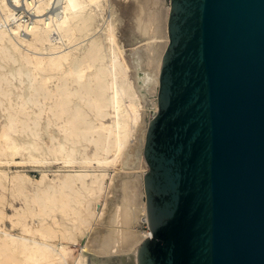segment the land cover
<instances>
[{
    "label": "bare ground",
    "instance_id": "bare-ground-1",
    "mask_svg": "<svg viewBox=\"0 0 264 264\" xmlns=\"http://www.w3.org/2000/svg\"><path fill=\"white\" fill-rule=\"evenodd\" d=\"M104 1L0 0V108L8 113L0 131V187H5L4 180L13 172L20 181L18 192L24 193L25 177L31 175L12 171L10 166L37 161L31 154L15 159L35 147V143L19 144L12 135L17 123L26 121L11 111L30 115L23 95L14 102L9 88L10 77L25 75L23 64L32 67L26 73L32 94L52 100L46 105L45 100L35 99L38 111L30 120L39 125L47 108L64 139L52 136L54 144L49 148L60 155L56 157L59 171L54 184L37 187L36 206L9 202L11 215L0 208V222L8 218L11 223V228L0 226V264H87V254L73 248L82 238L87 239L83 250L110 257L131 250L136 253L151 236L150 229L140 232L135 227L138 218L148 222L143 180L148 170L143 155L148 110L144 108L151 106L149 90L154 87L158 92L169 42L170 4H165L164 27L158 17L159 0L133 4L135 30L146 42L143 49L135 47L131 52L134 63L138 67L141 60L146 65L156 61L155 74L147 72L138 81L143 104L131 80L116 24L108 18L97 24ZM159 26L164 28L162 40ZM12 65L18 66L8 69ZM83 141L85 145L77 147ZM88 144L94 146L92 153L87 151ZM116 191L120 194L112 199ZM4 199L2 193L0 203Z\"/></svg>",
    "mask_w": 264,
    "mask_h": 264
},
{
    "label": "water",
    "instance_id": "water-1",
    "mask_svg": "<svg viewBox=\"0 0 264 264\" xmlns=\"http://www.w3.org/2000/svg\"><path fill=\"white\" fill-rule=\"evenodd\" d=\"M169 4L136 264H264V0Z\"/></svg>",
    "mask_w": 264,
    "mask_h": 264
},
{
    "label": "rangeland",
    "instance_id": "rangeland-1",
    "mask_svg": "<svg viewBox=\"0 0 264 264\" xmlns=\"http://www.w3.org/2000/svg\"><path fill=\"white\" fill-rule=\"evenodd\" d=\"M134 2V3H133ZM160 8L158 5V11H159V20L160 24L164 27V17L165 16V4L169 3V0H159L158 1ZM135 4V0H107L103 2V5L101 7V15L98 18L97 24H100L104 21V18L112 19L114 23L117 26L118 30V37L121 41V44L123 46V49L125 50V57L127 61L129 62L131 66L130 70V77L133 81L135 88L137 90V94L139 95L140 100L144 104V95L139 90V79L142 81L144 80L145 74L148 72L149 75L155 74L156 72V61L151 62V64L146 65L145 62L140 61V65L137 67L134 63V57L132 56L131 52L135 51L136 49H143V46L145 45V37L138 33L137 30H135V22L133 21L132 14L134 12L135 7H133ZM162 6V7H161ZM165 9V10H164ZM163 12V13H162ZM162 13V14H161ZM164 15V16H163ZM134 22V23H133ZM133 24V25H132ZM159 24V25H160ZM159 26V29H161ZM134 28V29H133ZM98 27V31H99ZM157 30V33L159 34V37L163 35L162 30ZM159 31V32H158ZM162 32V33H161ZM102 33V30L100 31ZM140 34L142 36H140ZM158 35V34H157ZM161 37L159 39H161ZM163 39V38H162ZM161 39V40H162ZM137 41V42H134ZM136 43V44H135ZM138 47V48H137ZM134 49V50H133ZM14 66V67H13ZM18 65H12L8 69L16 68ZM27 66V67H26ZM25 68V69H24ZM27 68V69H26ZM30 68V69H29ZM32 67L26 64H23V71L25 72L23 77L20 79V77H10L11 82L9 85V88L11 89V97L13 98L14 102L18 101V95L22 94L23 99L26 101V108L30 115L25 114L23 112L16 113V111L12 110L11 112L18 117L20 121H26L25 124L22 122L17 123V132H12L13 137L17 140L19 144H25L26 146H29L30 144L35 143V147L29 148L30 150L22 151L21 153L17 154L15 156V159L22 160L23 157H27L31 154L34 157L37 158V161L35 162H27L25 164H13L10 166L12 171L16 170H25L28 172L29 175H31L32 178H26L24 182V193H19L17 190L16 185L20 183L19 179H17V175L13 172H10L8 179L4 180L5 187H0V195L3 193L6 195V200H2L0 203V208H2L5 212L8 214L13 213V207L9 205V202H13L15 206H20L24 202H28L32 206H36V203L33 201V197L36 196L37 193V187H45L49 184H54L56 181V173L59 171V166L57 163V156L54 152L50 150V146L54 144V141H52V136L56 134V137H60L61 140L63 139V134L59 131V129L56 126V121L54 122L55 118H52V115L48 112V109L46 108V112L43 114L41 122L39 125H34L33 121L30 120V118H35V111H38V108L35 106V99H40L39 101L44 102V104L49 105L50 102H52L51 99H45L42 95H33L32 90L30 89V83L31 79L29 78L26 73H31L29 71H32ZM27 71V72H26ZM89 70L88 72H91ZM149 95L151 98V106L145 107L144 110H148V114L146 115V122L150 121L152 116L155 115V102H156V88H151L149 90ZM39 96V97H38ZM50 100V101H49ZM49 101V103H48ZM78 102V100H77ZM46 105L44 107H46ZM149 115V116H148ZM49 118H52L51 122L49 121ZM54 119V120H53ZM8 122V113L3 111L0 108V131L3 128V125H5ZM28 124V126L26 125ZM55 124V125H54ZM56 126V127H55ZM30 128L37 131L39 133V137L35 138L30 131ZM62 135V136H61ZM85 145V142H81L77 144V147L81 148ZM136 151L140 152V138H137L135 142ZM94 149V146L92 144H88L87 151L89 153H92ZM5 157V156H4ZM25 158V160H28ZM4 169H8L5 167ZM38 181H41V183H37ZM23 184V182H22ZM12 193H15V196L12 195ZM112 196V199H115L116 196L120 194L119 192H115ZM121 196L118 197L120 199ZM101 203H98L99 209H101ZM0 226H5L7 228H11V223L8 218H5L0 222ZM135 227L138 231L143 232L149 230L148 222H146L142 218H138L135 221ZM87 239L82 238L80 243L77 246H73V248L77 252L84 251L87 255L88 262L87 264H136V253L135 251H129L126 253H121L117 255H113L108 257L106 260L103 258L102 255L95 254L93 252H90L88 250H83L84 245L86 244ZM79 250V251H78Z\"/></svg>",
    "mask_w": 264,
    "mask_h": 264
}]
</instances>
